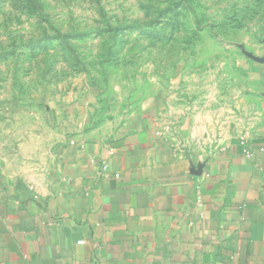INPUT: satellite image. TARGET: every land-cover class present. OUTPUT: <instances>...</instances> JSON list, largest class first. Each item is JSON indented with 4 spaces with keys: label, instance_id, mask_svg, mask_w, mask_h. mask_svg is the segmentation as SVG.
I'll return each instance as SVG.
<instances>
[{
    "label": "rangeland",
    "instance_id": "rangeland-1",
    "mask_svg": "<svg viewBox=\"0 0 264 264\" xmlns=\"http://www.w3.org/2000/svg\"><path fill=\"white\" fill-rule=\"evenodd\" d=\"M23 1L0 0L4 173L44 177L67 140L112 137L150 98L171 137L212 143L264 99V0Z\"/></svg>",
    "mask_w": 264,
    "mask_h": 264
},
{
    "label": "crops",
    "instance_id": "crops-1",
    "mask_svg": "<svg viewBox=\"0 0 264 264\" xmlns=\"http://www.w3.org/2000/svg\"><path fill=\"white\" fill-rule=\"evenodd\" d=\"M164 103L67 140L42 178L0 170V264H264V99L217 143L171 137Z\"/></svg>",
    "mask_w": 264,
    "mask_h": 264
},
{
    "label": "trees",
    "instance_id": "trees-1",
    "mask_svg": "<svg viewBox=\"0 0 264 264\" xmlns=\"http://www.w3.org/2000/svg\"><path fill=\"white\" fill-rule=\"evenodd\" d=\"M23 5L27 8L28 6H30V5H33V7L34 8H38V6L35 4V3H31V2H29L28 0L26 1V0H24L23 1ZM107 30H112V27H109Z\"/></svg>",
    "mask_w": 264,
    "mask_h": 264
},
{
    "label": "built area",
    "instance_id": "built-area-1",
    "mask_svg": "<svg viewBox=\"0 0 264 264\" xmlns=\"http://www.w3.org/2000/svg\"><path fill=\"white\" fill-rule=\"evenodd\" d=\"M102 168H103V170L106 168V164L105 163L102 164Z\"/></svg>",
    "mask_w": 264,
    "mask_h": 264
}]
</instances>
